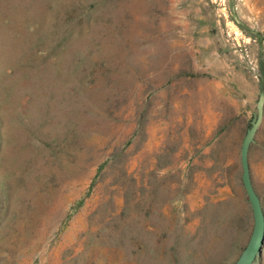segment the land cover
<instances>
[{
    "label": "rangeland",
    "instance_id": "374dc122",
    "mask_svg": "<svg viewBox=\"0 0 264 264\" xmlns=\"http://www.w3.org/2000/svg\"><path fill=\"white\" fill-rule=\"evenodd\" d=\"M261 101L264 0H0V264H235Z\"/></svg>",
    "mask_w": 264,
    "mask_h": 264
},
{
    "label": "water",
    "instance_id": "95a60500",
    "mask_svg": "<svg viewBox=\"0 0 264 264\" xmlns=\"http://www.w3.org/2000/svg\"><path fill=\"white\" fill-rule=\"evenodd\" d=\"M263 114L264 102L261 101L258 106V113L253 119L252 126L248 129L241 145L242 181L253 210L254 225L251 237L235 264H253L262 255L264 246V209L260 196L253 185L249 164L250 145L255 140Z\"/></svg>",
    "mask_w": 264,
    "mask_h": 264
}]
</instances>
